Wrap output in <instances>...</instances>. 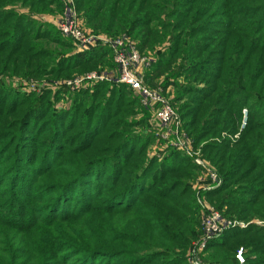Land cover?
Instances as JSON below:
<instances>
[{
  "label": "trees",
  "instance_id": "16d2710c",
  "mask_svg": "<svg viewBox=\"0 0 264 264\" xmlns=\"http://www.w3.org/2000/svg\"><path fill=\"white\" fill-rule=\"evenodd\" d=\"M73 2L91 32L152 53L144 83L174 87L185 134L221 179L202 200L224 219L264 220V0ZM61 8L0 0V75L41 84L116 70L108 46L77 51L35 16ZM150 117L123 83L25 93L0 77V264H191L200 167L162 148ZM201 264H264V225L223 229Z\"/></svg>",
  "mask_w": 264,
  "mask_h": 264
},
{
  "label": "built area",
  "instance_id": "2783aa9c",
  "mask_svg": "<svg viewBox=\"0 0 264 264\" xmlns=\"http://www.w3.org/2000/svg\"><path fill=\"white\" fill-rule=\"evenodd\" d=\"M61 2L62 8L60 11L44 14V16H50V18L42 16L40 19L56 26L62 36L73 41L77 51H84L98 44L108 46L111 49L112 61L116 64V70H93L67 79L41 84L34 81L15 80L14 84L20 85L22 89L28 91L36 92L41 87H45L55 92L59 90L61 85L73 91L91 86L96 82L114 81L128 85L139 95L141 104L150 111L151 122L156 126L155 135L162 141V148L172 146L183 151L200 167V173L192 182V188L201 207L202 234L192 243L189 249L188 261L191 264H201L202 253L207 241L218 235L223 229L229 226L244 228L250 223L264 225V220L259 218L250 221L224 219L218 210L202 200L200 194L220 185L221 179L211 163L201 155L200 149L192 147L191 140L182 128V122L177 111L170 102L171 96L167 95L170 85L163 91V87L159 83L154 87L144 83V73L153 61L152 53H141L137 48L136 41L125 34L109 37L91 32L83 25L84 20L77 14L73 0H61ZM63 103L61 101V104ZM245 121L246 109H243L241 128L244 126ZM155 147H152V153L157 152ZM237 257L241 262L243 261L241 250L238 251Z\"/></svg>",
  "mask_w": 264,
  "mask_h": 264
},
{
  "label": "rangeland",
  "instance_id": "374dc122",
  "mask_svg": "<svg viewBox=\"0 0 264 264\" xmlns=\"http://www.w3.org/2000/svg\"><path fill=\"white\" fill-rule=\"evenodd\" d=\"M19 6V5H18ZM18 9L20 10V11H27V8H24V7H18ZM36 14V13H35ZM37 18L39 17V19H40V17H42V16H44V13H40V14H36L35 15ZM46 16V15H45ZM44 16V17H45ZM46 18H50V16H46ZM48 23H50V22H48ZM84 26H85V28L86 29H88V30H90L89 28H87L86 27V25H85V23L83 24ZM56 27V26H55ZM75 49V48H74ZM76 50V49H75ZM148 52V51H147ZM101 70V69H100ZM7 72H9V71H7ZM0 77L1 78H3L6 82H8L10 85H12V86H14L15 87V84H14V81L15 80H21V81H35V80H39L38 78L37 79H35V78H33V77H26V76H21V75H12V74H10V73H2L1 75H0ZM28 78H32L31 80L30 79H28ZM43 78H45V76L43 77ZM160 81H162V79L160 78L159 79ZM170 88H168L169 89V93L167 94L168 96H171V98H173V96H174V87L172 86V85H170L169 86ZM20 90L22 91V92H25V93H33L34 91H28V90H26V89H22L21 88V86H20ZM149 125H150V128L153 130V133L155 132V130H156V126L150 121L149 122ZM150 149V148H149ZM152 147H151V152H152ZM193 180V179H192ZM190 181V184H191V186H192V182L194 181ZM196 194V193H195ZM254 220H255V218H253ZM253 219H251V220H253ZM256 224V223H255ZM241 228V227H240ZM202 231V230H201ZM202 234V233H201ZM201 236V235H200ZM196 241V240H195ZM202 255H203V253H202Z\"/></svg>",
  "mask_w": 264,
  "mask_h": 264
}]
</instances>
